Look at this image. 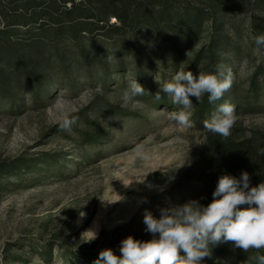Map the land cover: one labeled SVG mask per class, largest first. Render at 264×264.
<instances>
[{"label":"rangeland","instance_id":"374dc122","mask_svg":"<svg viewBox=\"0 0 264 264\" xmlns=\"http://www.w3.org/2000/svg\"><path fill=\"white\" fill-rule=\"evenodd\" d=\"M192 1H200L197 2L200 5L212 3ZM263 3L264 0L214 2L219 6L218 23H223L230 33L228 40L233 48L222 49L220 58L232 69L236 87L244 97L256 71L264 66L261 47L255 45L251 30L252 23L258 25L264 20ZM16 7L24 8L20 0H0V38L25 42V28H10L3 33L7 23L13 22L9 10ZM111 23L118 21L113 19ZM157 40L155 32L148 33L145 28L138 33L99 32L84 36L80 39L83 47L97 43L100 56L112 63L121 56L126 66H131L129 72L113 74L109 89L102 88L98 82L80 83L75 91L58 88L47 96L45 106L33 103L27 92L18 97L19 112L11 113L9 105L0 108V165L49 151L66 158V163L57 167L63 168L62 173L55 178L26 174L19 183L10 177L8 187L0 191V264H83L77 259L81 251L98 253L110 248L120 252L121 241L129 235L142 241L152 239L143 223L146 209L159 218L161 208L189 200H198L206 206L212 201L224 166L222 162L203 159V153L213 150L211 140L220 136L196 123L191 128H182L168 119L169 113L179 110V105L156 104L158 100L152 96L177 73L173 72L174 68L165 71L161 67L164 60ZM237 49L241 51L238 58ZM83 50L77 42L68 40L56 49L66 62H76ZM86 53L92 55L89 50ZM93 57L99 59L96 54ZM137 57H146V61H140L151 64V69L144 68V73L139 74L140 69L135 65L139 61ZM191 59L186 63H191ZM204 67L195 76L198 77L199 71L207 73ZM139 76H151L156 93L145 91L124 104L120 99L123 90L132 79L141 84ZM53 85L49 83L47 87L52 89ZM57 98L64 100L79 117L71 132L58 128L54 107ZM190 98L194 104L196 98ZM168 100L171 102L170 97ZM259 105L260 108L236 114L237 122L227 138L240 145L235 167L254 161L264 143V97ZM86 119L110 133V140L89 152L87 158L93 157L90 161L79 157L81 148L77 145V129H86ZM138 147L150 159H141L137 155ZM145 176V183L135 181ZM1 177L0 181L5 183V177ZM254 177L251 186L264 182L261 171ZM89 230L95 231L97 238L84 242L91 239L90 233H86ZM211 247V257L205 258L203 264H253L250 257L255 255L254 250L245 253L231 242Z\"/></svg>","mask_w":264,"mask_h":264},{"label":"trees","instance_id":"16d2710c","mask_svg":"<svg viewBox=\"0 0 264 264\" xmlns=\"http://www.w3.org/2000/svg\"><path fill=\"white\" fill-rule=\"evenodd\" d=\"M206 1L212 3L200 5L197 4L200 1L192 0H20L24 8L9 10L13 22L7 23L3 33L17 27L25 28L26 41L0 38V108L9 105L11 113L19 112L18 97L27 92L31 94L33 103L45 106L47 96L56 93L58 88L75 91L80 83L89 85L98 82L102 88L109 89L112 75L125 74L131 66H126L128 64L121 56L115 63L101 57L97 43H89L85 47L81 45L80 39L84 36L99 32L120 35L138 33L145 28L148 33L155 32L158 37L157 47L164 60L161 67L165 71L174 68L173 72L184 70L196 75L198 70L205 66L207 73H215L217 65L224 64L220 58L222 49L228 48L227 51H232L233 48L228 40L230 33L223 23H218L219 16L216 13L219 6L214 2L221 0ZM68 4L70 8H66ZM113 19L118 23L112 24ZM260 23L251 24L254 36L264 35V20ZM66 40L77 42L78 47L84 48L76 62H66L56 51ZM196 48L198 51H194ZM88 50L92 55H86ZM189 52H193L192 55H189ZM240 52L237 49V58ZM93 54L99 59L96 60ZM261 54L264 58V46H261ZM140 59H147L139 57V61L135 63L140 69L139 74H142L144 68L151 69L152 66L141 62ZM188 59L192 60L191 63H186ZM52 62H59L60 65L57 67ZM263 67L256 71L245 97L241 96L235 79L233 89L225 93L224 99L216 104L208 102L207 94L200 102L195 100L192 109L194 123L204 128L203 122L210 119L216 112L217 105L224 101L235 105L236 114L243 110L247 112L251 108H260L261 98L264 97ZM74 72H77L76 76ZM139 78L146 91L156 93L151 76ZM49 83L54 84L52 89L47 87ZM156 104L175 106L163 92ZM85 125L86 129H77V145L81 148V159L87 158L96 145L110 140V133L98 123L86 119ZM211 143L214 148L203 153V159L222 162V175L240 178L242 172H247L250 181H254L256 177L252 176L255 173L261 171L264 174V153L261 152L264 143L256 153L254 161L238 167L234 164L238 157L239 143L231 139L224 140L222 137L211 140ZM64 159L66 160L61 153L49 151L37 157H18L0 165V175L5 177V183L0 181V191L8 187L10 177L17 179L19 183L22 182L21 177L26 174L55 178L63 171V168L58 170L57 167H60L62 162L66 163ZM86 160H93V157ZM113 252L117 256L121 255L118 251ZM99 253L93 250L81 251L77 259L82 260L83 264H94Z\"/></svg>","mask_w":264,"mask_h":264},{"label":"clouds","instance_id":"9594fccd","mask_svg":"<svg viewBox=\"0 0 264 264\" xmlns=\"http://www.w3.org/2000/svg\"><path fill=\"white\" fill-rule=\"evenodd\" d=\"M252 39L257 48L264 46V35ZM234 80L232 69L224 64L217 65L215 73L199 71L198 77L191 71L179 70L162 85L155 98L160 100L163 92L174 105H179V110L169 113L168 119L187 129L194 126V104L190 97L200 102L207 94L208 102L216 104L231 90ZM145 91L136 79H132L120 99L127 104ZM54 107L59 130L71 132L79 117L62 99L57 98ZM237 119L235 105L224 101L217 105L216 112L203 122V126L227 139ZM261 152L264 153V149ZM137 155L144 160L150 159L140 147ZM146 180L147 176L135 179L138 183ZM147 186L152 187L151 184ZM212 196L206 206L198 200H189L182 205L161 208L159 218L146 209L143 223L145 231L153 238L142 241L129 235L121 241L120 256L107 248L100 251L94 264H203L205 258L211 257V246L229 242L245 253L254 250L255 255L250 257L253 264H264V254H261L264 251V182L251 186L247 172H242L240 178L222 175ZM86 233H90L91 239L84 242L97 238L95 231Z\"/></svg>","mask_w":264,"mask_h":264}]
</instances>
